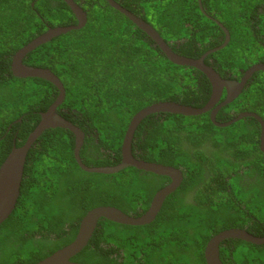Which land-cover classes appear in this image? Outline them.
<instances>
[{"label":"trees","instance_id":"obj_1","mask_svg":"<svg viewBox=\"0 0 264 264\" xmlns=\"http://www.w3.org/2000/svg\"><path fill=\"white\" fill-rule=\"evenodd\" d=\"M74 1L86 12L84 26L36 46L22 61L48 68L62 83L64 100L57 111L84 132L82 163L113 166L120 160L123 136L136 112L160 101L201 108L211 89L202 72L168 61L106 0ZM114 1L149 23L178 55L197 58L223 39L221 28L201 14L198 0ZM201 5L214 12L211 16L230 34L228 44L207 58L216 62L217 71L237 73L234 70L264 54L256 38L263 29L257 28L254 35L245 21L252 15L258 26L264 24L256 13L258 6L264 8V0H201ZM76 23L63 0H0V164L12 146L26 141L40 113L59 93L47 80L13 76L11 56L48 27ZM262 74L253 76L239 101L218 111V122L230 120L239 110L256 112L264 120ZM155 116L139 123L131 151L138 159L179 169L180 184L148 224L99 219L88 243L71 261L206 264L203 250L216 233L241 228L264 235V152L259 149L258 122L243 117L219 127L208 113ZM240 131L249 135L240 136ZM73 150L74 135L59 127L43 130L32 144L15 207L0 223V264H34L69 244L81 218L96 207L141 215L169 181L131 166L113 174L85 172ZM222 244V264H264V244L240 239Z\"/></svg>","mask_w":264,"mask_h":264},{"label":"water","instance_id":"obj_2","mask_svg":"<svg viewBox=\"0 0 264 264\" xmlns=\"http://www.w3.org/2000/svg\"><path fill=\"white\" fill-rule=\"evenodd\" d=\"M63 1L70 8L72 14L77 20V23L74 25L57 26L53 28L46 25L48 28L44 33L36 36L27 44L19 48L11 59L10 68L13 76L18 78L37 77L47 80L58 88L59 93L55 101L47 108V110L40 113V120L35 129L28 135L26 141L19 147L12 146L10 152L0 164V223H2L12 213L17 202L23 176V168L29 149L41 132L49 128L59 127L72 132L74 135V159L79 168L85 172L113 174L125 167L131 166L146 172L168 177L170 182L156 191L148 208L141 215L131 216L111 206H100L89 210L79 221L76 235L69 244L57 249L52 254L34 264H80L78 262L71 261V258L86 246L99 219H107L123 225H145L150 223L155 218L156 214L160 210L164 198L172 193L180 184L182 180V173L179 169L172 166L136 159L132 155L131 143L134 132L139 123L151 114L170 113L180 114L183 116H198L209 113L210 121L215 126L219 127H226L243 117H253L260 125L259 140L261 142V151L264 152V120L262 117L254 112H240L233 118V120L231 119L227 122H218L216 120L217 111L234 101L238 94L241 93L240 91H242L246 80L252 75V72L256 70H264V64H256L247 69L240 81L224 79L211 66L204 63V59L207 55L222 49L229 42V34L220 23L216 22V24L222 28L226 36L224 42L220 46L205 52V54L200 58H187L174 53L169 44L149 23L137 17L114 0H106L112 8L116 9L132 21L139 29H141L154 42L153 46L158 47L168 61L173 64L189 66L200 70L211 84L212 96L209 103L201 108L186 106L173 101H160L139 110L131 117L125 130L120 147L121 159L119 163L113 166L103 167H88L83 164L79 156V152L83 144L84 132L71 121L63 118L56 110L64 100V88L62 83L48 68L28 66L22 62L23 57L36 46L49 41L57 35L64 34L73 29H79L84 26L86 23V12L74 0ZM222 92L225 94L224 99L218 106L213 108V106L220 99ZM228 239H240L254 245H261L264 243V236H254L242 229L231 228L223 230L213 235L207 241L203 250V256L206 264H222L219 258V246L224 240Z\"/></svg>","mask_w":264,"mask_h":264},{"label":"flooded vegetation","instance_id":"obj_3","mask_svg":"<svg viewBox=\"0 0 264 264\" xmlns=\"http://www.w3.org/2000/svg\"><path fill=\"white\" fill-rule=\"evenodd\" d=\"M77 3V2H76ZM78 4V3H77ZM79 5V4H78ZM80 6V5H79ZM257 12V19H262V18H264V8H263V6H258V8H257V10H256ZM254 15H256V14H254ZM253 15V16H254ZM246 21H249L247 24L251 27V29H253L254 30V35H256V33H255V30L258 28H262L263 29V33H258L257 35H256V38H257V40H258V42L264 47V24L263 25H259L258 26V24H256L255 22V20L252 18V15L250 16V17H247L246 18ZM251 24H254V27H252V25ZM46 31V30H45ZM44 31V32H45ZM43 32V33H44ZM256 38H254V39H256ZM222 43V42H221ZM205 53H203V54H200V56H198L197 58H200V57H202L203 55H204ZM208 56L209 55H207V57H205V59H204V63L206 64V65H208L209 64V66H211L214 70H216L214 67H213V64L214 63H216L215 61L213 62V61H211V62H209L208 61ZM26 57V55L23 57V59ZM257 57H258V55H257ZM22 59V60H23ZM246 61H248L247 59H246ZM23 62V61H22ZM249 62V61H248ZM24 63V62H23ZM250 63V62H249ZM256 64H264V54H260V56L254 61V62H252L250 65H248L246 68H238L237 70H234V71H236L237 73H233V72H231V71H229V70H225V72H223V74L222 73H220L219 71H217L216 70V72H218L219 73V75L222 77V78H224V79H228V80H236V81H240V79L244 76V74H245V71L247 70V69H249V68H251L253 65H256ZM200 71V70H199ZM201 72V71H200ZM262 73H264V70H256V71H253L252 72V75L246 80V83H245V85H244V87H243V89H242V91H240L241 93H239L238 94V96L234 99V100H237L238 99V101H239V97L243 94V91H244V89H247L248 87H249V85H250V82H251V80L253 79V76H255V78L258 76V75H260V74H262ZM205 76V75H204ZM231 77V78H230ZM205 78H206V76H205ZM207 79V78H206ZM208 80V79H207ZM208 82H209V80H208ZM209 88L211 89V91H210V94H209V97H208V99H207V101L204 103L205 105L207 104V103H209V101H210V99H211V96H212V87H211V84H210V82H209ZM224 96H225V94H224V92H222V95L220 96V99L218 100V102L213 106V108H215L216 106H218L219 104H220V102L224 99ZM221 98H222V100H221ZM233 102V101H232ZM176 103H179V102H176ZM179 104H181V103H179ZM182 105H185V104H182ZM188 106H191V105H188ZM221 109V108H220ZM219 109V110H220ZM218 110V111H219ZM237 110H239V109H237ZM218 111H217V113H218ZM239 112H242V110H239ZM238 112V113H239ZM243 112H253V111H248V110H243ZM217 113H216V118H217ZM236 113V112H235ZM234 112H231V116L232 115H234L235 114ZM254 113H256V112H254ZM161 114H164V113H156V118L158 117V116H160ZM257 114V113H256ZM208 115H209V113H208ZM257 115H259V114H257ZM260 116V115H259ZM261 117V116H260ZM233 118L234 117H232V120H233ZM253 118V117H252ZM224 122H227V120L226 121H224ZM259 149L261 150V142H259ZM242 170H245V169H242ZM241 170V171H242ZM240 171V172H241ZM243 230H245V231H247L246 229H243ZM248 232V231H247ZM221 247H223V246H221ZM221 247H220V250H221ZM222 263V262H221Z\"/></svg>","mask_w":264,"mask_h":264},{"label":"clouds","instance_id":"obj_4","mask_svg":"<svg viewBox=\"0 0 264 264\" xmlns=\"http://www.w3.org/2000/svg\"><path fill=\"white\" fill-rule=\"evenodd\" d=\"M120 5V4H119ZM198 6H199V9H200V12H201V14L205 17V18H207V19H209V20H211L214 24H216V22H218V23H220L216 18H214L213 16H211V15H214V16H216L215 14H214V12H211V11H208L207 9H204L203 7H202V5H201V0H198ZM123 7V6H122ZM246 21V20H245ZM249 21H246V23H248ZM221 24V23H220ZM45 25H47V24H45ZM217 25V24H216ZM222 25V24H221ZM218 26V25H217ZM222 27H224L225 29H226V27L225 26H223L222 25ZM219 28H221V27H219ZM221 30H222V28H221ZM227 30V29H226ZM222 32H223V30H222ZM227 32H228V34H229V31L227 30ZM43 33V32H42ZM41 33V34H42ZM229 36H230V34H229ZM225 34H224V32H223V39L222 38H220L218 41H220V42H224V39H225ZM35 38V37H34ZM229 39H230V37H229ZM32 40V39H31ZM177 41V40H176ZM178 43L180 42L179 40L177 41ZM221 43V44H222ZM221 44H219V45H217V46H220ZM228 44V43H227ZM226 44V45H227ZM217 46H215V47H217ZM215 47H213V48H215ZM225 47V46H224ZM223 47V48H224ZM213 48H211V49H213ZM211 49H209V50H211ZM209 50H207V51H209ZM206 51V52H207ZM219 51V50H218ZM217 52V51H216ZM205 53V52H204ZM213 53H215V52H213ZM212 54V53H211ZM14 55V54H13ZM12 55V56H13ZM210 55V54H209ZM12 56H11V59H12ZM57 110V109H56ZM156 114V113H155ZM164 114H167V113H164ZM170 114V113H169ZM152 115V114H151ZM150 116V115H149ZM235 117V116H234ZM232 119V118H231ZM230 119V120H231ZM227 121H229V120H227ZM132 155H133V153H132ZM134 156V155H133ZM135 157V156H134ZM136 158V157H135ZM120 159H121V156H120ZM136 159H138V158H136ZM142 160V159H141ZM120 161V160H119ZM119 163V162H118ZM116 165V164H115ZM170 182V179H169V181L164 185V186H166L168 183ZM178 187V186H177ZM176 187V188H177ZM162 188V187H161ZM98 223V222H97ZM97 225V224H96ZM96 228V227H95ZM231 229V228H230ZM235 229H241V228H235ZM227 230V229H226ZM243 230V229H242ZM221 232V231H220ZM247 232V231H246ZM219 233V232H218ZM247 233H249V232H247ZM217 234V233H216ZM249 234H252V233H249ZM252 235H254V234H252ZM254 236H256V235H254ZM264 236V235H263ZM229 240V239H228ZM238 240V239H237ZM224 241H226V240H224ZM223 241V242H224ZM222 242V243H223ZM220 244V246H219V252H220V247H221V245L223 246V244ZM248 243V242H247ZM251 244V243H250ZM264 244V243H263ZM262 245V244H261ZM221 261V260H220Z\"/></svg>","mask_w":264,"mask_h":264},{"label":"rangeland","instance_id":"obj_5","mask_svg":"<svg viewBox=\"0 0 264 264\" xmlns=\"http://www.w3.org/2000/svg\"><path fill=\"white\" fill-rule=\"evenodd\" d=\"M242 23H244V21H243ZM260 80L264 82V74H262V75L260 76ZM240 132H241V131H240ZM241 133H242V135H240V136H243V137H246V136L249 135L247 132H241ZM242 148H244L245 150H250V149H247V148H245V147H242Z\"/></svg>","mask_w":264,"mask_h":264}]
</instances>
